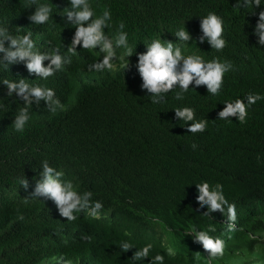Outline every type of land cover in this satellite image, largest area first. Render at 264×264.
Instances as JSON below:
<instances>
[{"label":"trees","instance_id":"16d2710c","mask_svg":"<svg viewBox=\"0 0 264 264\" xmlns=\"http://www.w3.org/2000/svg\"><path fill=\"white\" fill-rule=\"evenodd\" d=\"M37 3L52 7L45 24L29 19L36 7L29 6L30 0H0V27L13 35L31 31L41 52L59 47L67 54L75 32L66 23L69 0ZM90 3L97 16L105 7L111 10L108 36L116 34L121 21L125 24L133 54L127 58L126 50L118 48L117 55L125 59L117 61V70L89 71L104 53L79 45L71 63L47 79L30 74L23 62L0 66V264H58L61 256L73 264L87 257L100 264H150L157 253L164 255V264H206L208 253L185 235L193 225L197 230L213 225L216 231L210 234L226 242L224 255L212 264H256L257 258L264 264V99L248 107L243 124L235 117L218 118L226 101L247 103L249 94L264 96V45L254 34L264 0L258 7H237V0ZM210 11L224 21L226 47L220 51L198 40L200 18ZM183 26L193 38L186 45L174 36ZM159 38L181 46L185 55L231 62L220 94L192 84L184 99H175L176 87L164 102L153 104L135 65L137 54ZM21 78L53 89L65 110L53 113L44 101L33 104L24 130L16 131L13 121L23 101L15 93L9 97L2 82ZM177 107H191L196 120L207 119L206 130L189 133L191 122L175 117ZM44 160L63 171L62 179L71 180L78 192L90 190L92 201L103 203L98 219L85 210L67 221L52 200L32 195ZM23 176L27 189L19 183ZM202 181L223 185L225 198L236 206L237 230L229 231L226 208L211 218L202 215L207 208L196 202L195 186ZM85 235L92 240H84ZM124 240L134 248L121 251ZM148 243L153 245L149 257L132 260L133 252ZM54 244L59 246L50 248ZM169 247L174 257L166 254Z\"/></svg>","mask_w":264,"mask_h":264},{"label":"clouds","instance_id":"9594fccd","mask_svg":"<svg viewBox=\"0 0 264 264\" xmlns=\"http://www.w3.org/2000/svg\"><path fill=\"white\" fill-rule=\"evenodd\" d=\"M70 9L65 8L66 23L74 25L75 32L70 45L67 47V54H61L60 48H53L50 52H41L35 45V41L31 38L32 32L28 31L25 35H13L6 27H0V66L5 69L9 65L23 62L30 74L36 77L47 79L53 76L57 71H62L65 65L71 63V57L77 54L76 47L92 50L99 49L104 53L102 59L93 62L88 66L89 71L101 72L104 70L115 71L118 68L117 61H123L124 56L117 55L118 48H124L127 52V58L133 54V50L128 46L127 33L123 31L125 24L121 21L118 25L117 32L110 37L105 33V28L109 27L111 21V10L105 7L102 14L97 16L93 10L90 0H69ZM35 4V10L29 19L34 24H45L52 18V7L47 3H37V0H30V5ZM260 6L261 0H237V7ZM200 30L202 35L198 37L199 43H207L211 48L220 51L226 47V41L223 39L224 21L223 18L215 12L200 18ZM254 34L258 36V43L264 45V11L259 13V19L254 29ZM174 36L177 40L182 41L185 45L192 41L190 33L183 26L175 32ZM5 41L8 46L5 47ZM45 61H48L45 65ZM130 61L122 66L128 68ZM139 76L142 80L141 88L151 94L153 104L164 102L166 93L179 87L175 99H184L190 85L206 86L207 92L212 95H219L224 83V75L231 69V62H221L218 57H214L210 61H206L201 55L192 53L184 54L181 46L169 40L154 39L146 47V51L137 54V62L135 65ZM3 85L7 87V95L11 97L16 94L22 101L24 107L19 110L18 115L13 121L16 131L22 132L26 123L30 120L29 108L35 104L40 105L41 101L45 102L46 108L55 113L57 108L65 110L64 105L56 97L55 91L40 84H31L27 79L8 80L4 79ZM264 99L260 94H249L246 98L247 103L241 99L235 101H226L225 107L218 113L219 119H228L235 117L241 124L246 122L248 115L247 109L250 105L255 104L258 100ZM178 120L186 123L191 122L188 126V132L195 134L206 130L208 120H196L195 110L191 107H177L173 110ZM197 145L192 144L195 149ZM35 186L33 192L34 197H44L50 199L56 205L61 217L67 221H75L76 213L87 211L88 215L93 218L100 217V210L103 203L99 200L92 201L93 193L90 190L84 191L82 194L77 191L76 186L71 180H64L63 171H57L51 167L47 160L42 161V174ZM19 183L25 189L28 188V180L23 176L19 179ZM198 195L196 202L200 208H207L202 215L212 217L211 213H225L227 209V220L229 231L236 229V206L235 203H229L223 193V185L216 183L214 186L207 181L196 184ZM23 219V216L19 217ZM216 231L213 225H208L204 230H197L193 225L187 234H191L193 242L202 245L203 249L208 253L206 264H212L213 260L224 255L226 242L219 236L211 235ZM84 240L91 241L92 237L85 235ZM250 238L255 239V236ZM54 244L50 248L58 247ZM134 248L130 240H124L120 243L121 251L127 252ZM153 245L148 243L133 252L131 259L141 261L148 258ZM169 257L176 255L175 249L169 247L166 253ZM199 256V253H198ZM164 255L157 253L151 260L150 264H164ZM73 264L71 260H65L63 256L59 258L58 264ZM81 264H100L98 260L87 257L83 258ZM79 262V263H80ZM78 264V263H77ZM256 264H261L257 258Z\"/></svg>","mask_w":264,"mask_h":264}]
</instances>
